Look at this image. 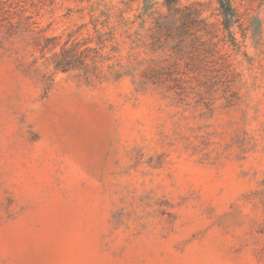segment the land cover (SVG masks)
Instances as JSON below:
<instances>
[{
  "label": "rangeland",
  "instance_id": "1",
  "mask_svg": "<svg viewBox=\"0 0 264 264\" xmlns=\"http://www.w3.org/2000/svg\"><path fill=\"white\" fill-rule=\"evenodd\" d=\"M232 1L238 45L217 0H0V264H264V0Z\"/></svg>",
  "mask_w": 264,
  "mask_h": 264
},
{
  "label": "trees",
  "instance_id": "2",
  "mask_svg": "<svg viewBox=\"0 0 264 264\" xmlns=\"http://www.w3.org/2000/svg\"><path fill=\"white\" fill-rule=\"evenodd\" d=\"M177 0H166L167 5L171 12H175L178 9L175 7ZM222 16H223V26L227 32L230 40L238 45V40L236 33L233 30L235 23L239 21V14L232 0H217ZM194 13L191 10H187L181 18V23L175 25L174 21H169V17L165 16L159 18L156 21V28L162 31L161 36H154V41L164 39L165 41L173 40L181 42L187 35L192 34V26L198 22V20L193 16ZM203 44V43H202ZM70 53L69 48L63 50V57L56 63V68L61 70H68L69 68L75 66L77 61H85L86 57L83 55V50L76 51V53Z\"/></svg>",
  "mask_w": 264,
  "mask_h": 264
}]
</instances>
